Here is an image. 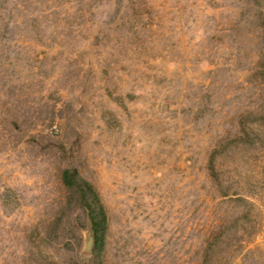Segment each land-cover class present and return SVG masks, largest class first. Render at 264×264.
Masks as SVG:
<instances>
[{
	"label": "rangeland",
	"instance_id": "374dc122",
	"mask_svg": "<svg viewBox=\"0 0 264 264\" xmlns=\"http://www.w3.org/2000/svg\"><path fill=\"white\" fill-rule=\"evenodd\" d=\"M0 264H264V0H0Z\"/></svg>",
	"mask_w": 264,
	"mask_h": 264
},
{
	"label": "trees",
	"instance_id": "16d2710c",
	"mask_svg": "<svg viewBox=\"0 0 264 264\" xmlns=\"http://www.w3.org/2000/svg\"><path fill=\"white\" fill-rule=\"evenodd\" d=\"M77 180L81 188L93 199L96 204V209L92 210L88 205V216L91 221V231L93 233L94 247L100 248L104 241V234L106 229V215L104 209L99 202L96 192L92 186L85 180L81 179L75 169H67L62 173V181L68 188L72 187V180Z\"/></svg>",
	"mask_w": 264,
	"mask_h": 264
}]
</instances>
